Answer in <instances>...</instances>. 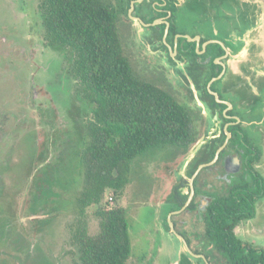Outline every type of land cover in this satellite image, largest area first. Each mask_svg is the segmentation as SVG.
<instances>
[{"label": "flooded vegetation", "instance_id": "af4514ba", "mask_svg": "<svg viewBox=\"0 0 264 264\" xmlns=\"http://www.w3.org/2000/svg\"><path fill=\"white\" fill-rule=\"evenodd\" d=\"M120 1L121 4L115 9L122 11L120 9L126 0ZM132 1L129 0L127 10L122 11L120 15L125 14L126 19L132 22L133 19L129 16L131 12L140 19L136 21L149 32V35H156L162 39L164 35L171 36L173 25L178 29L172 37V43L163 50L166 51V56H169V62L173 65L174 75L178 74L181 78L177 77L178 80H176L179 83L184 81L186 84V99L178 102L183 103L192 111L191 130L194 132L191 138L189 136L187 146L185 143L181 146L168 145L156 148L165 149L166 147V150H170L168 160L171 162H176L179 154L183 155L181 163H184V168L183 172H177L176 168L167 172V175L173 179L168 190L166 192L162 190L165 192L163 196L155 197V182H150V184L148 182L145 205L152 209L151 215L154 218L157 215L162 216L165 229L169 233H173L169 225V220L172 221L176 233L185 240L186 247L173 233L181 241L185 252L198 258L201 264H234L225 258L220 248L211 243L206 229L209 223L219 218L230 219L229 216L220 215V207L229 205L231 199H238L244 195L253 198L256 214V204L264 198V194L258 196L264 185V144L262 140L264 136V37L259 30L254 33V30L258 28L255 26L259 22L264 26V0H141V2H135L133 10L129 11ZM153 15L155 16L150 19ZM40 16L49 50L61 53L67 66L66 74L61 73L54 79L55 82L50 83L48 80L44 82L46 83L44 85H38L36 81H39V78L47 72V66L43 68L44 72L37 67L24 70L19 65L23 49L16 54L11 52L13 47L10 46L22 45L18 38V34L19 37L21 34L20 27H11L14 33H7L5 26L0 23L2 26L0 27V80L8 81V85L15 91L12 98H7V102H0L1 150L5 139L11 137L9 149L5 151L7 155L4 156L0 152V247H2L0 256L9 254L13 261L12 264H58L59 261H55L52 256L53 246L44 244L42 236H36V233L30 236L13 234L14 228L6 219L10 215L5 212V200L6 197L9 198L10 193L4 184L6 168L13 171L17 167L24 173V180L28 181L31 178L29 183L30 208L36 212L30 213L29 219H35L38 225L50 220L53 214L52 207L63 199L61 192L56 191L55 188L62 189L76 184L75 180H80L84 171L80 142L83 128L78 131L71 124V128L68 131L64 129L63 134L55 133L59 136L58 143L55 142L57 140H54L53 136L54 141L51 140L53 146L50 153L49 149L37 147L38 137L34 129L24 128L25 130H22L25 124L32 120L23 118L24 110L21 108L25 81H29L30 91L29 95H26L27 101L25 102L24 99V102L30 109H35L34 118L36 120L40 119L39 104L35 102L38 92L50 102L48 108L52 110L55 109L56 103L62 104L64 98L71 94L68 91V85L63 84L64 79L67 77V81L74 80L76 84V80L70 74L67 52L56 49L49 43L41 11ZM233 18L236 22H232ZM203 24L211 27L213 32L211 34L208 31L200 32L198 26ZM186 27L192 30L191 34L184 31L187 30ZM216 30L219 32L215 33ZM248 30H250L248 34L250 38L247 36V44L245 40L236 39V36L245 34ZM185 35L191 36V39ZM196 36L199 37L198 40L195 39ZM211 44L220 45L223 52L214 55L217 49L210 47ZM228 46L236 47L237 52L243 48L245 50L238 53L239 58H236V54L228 52ZM257 46L259 54H253L252 51ZM192 49L199 63L194 66L196 69L188 65L190 61L187 54H190ZM255 56L259 57L255 59ZM39 57L38 53L31 52L25 61ZM233 58L238 59L236 64L231 63ZM257 59L259 64L261 63V68L258 67L259 64L251 65V61ZM8 60L14 61L6 67L5 62ZM218 66H220L219 73L211 78L218 76L222 70L223 73L214 80H220L216 86L212 87L214 81L211 82L210 89L215 91L222 101H217L214 94L209 92L207 84L211 78L206 84V90L217 104L224 106L214 105L203 87L198 84L199 75L203 76ZM190 71L197 75H195L196 83L189 79ZM159 73H161L160 80H163L166 76L162 71L158 72V75ZM55 86L57 89H54ZM174 93L178 99L176 89ZM190 100L197 103L196 108L199 113L190 107ZM226 101L230 103L227 104ZM201 104H204L208 115L204 113V107ZM44 105L45 102L41 104V106ZM79 114L82 117V113ZM195 117L203 118L205 125L203 131L206 132L203 136H198V124L195 125L193 122ZM217 123L218 126L213 127V124ZM21 130L22 133H20ZM72 131L77 132L72 133ZM62 136L63 138L60 139ZM17 153L18 158L13 159ZM186 157L187 160L184 162ZM12 159L18 161L10 164ZM202 164L203 166L190 183V178ZM22 177L23 175L19 173L18 176L11 178V182L15 185L21 184ZM188 197L191 199L186 204ZM218 204L219 206L215 207ZM36 231L42 233L39 227ZM242 249L248 253L250 252L247 249L255 250V257L258 259L257 255L264 250V247L247 242L244 243ZM186 262L188 259L185 264Z\"/></svg>", "mask_w": 264, "mask_h": 264}, {"label": "trees", "instance_id": "16d2710c", "mask_svg": "<svg viewBox=\"0 0 264 264\" xmlns=\"http://www.w3.org/2000/svg\"><path fill=\"white\" fill-rule=\"evenodd\" d=\"M128 6L126 0L120 10L125 12ZM39 9L46 38L53 47L67 52L70 74L91 109L80 138L84 182L75 198L77 212L70 234L73 264H126L131 254L126 209L119 204L107 208L101 204L102 198L107 190L122 194L129 182L131 162L138 155L168 145L187 146L189 136L194 134L192 111L178 102L162 80L145 77L133 69L118 25L122 11L110 2L41 0ZM177 31L173 25L171 39ZM210 47L217 49L214 55L223 52L218 44ZM195 55L194 49L187 54L192 69L199 64ZM219 71L220 66L199 75L198 84L214 105L224 106L206 90L209 79ZM195 75L190 71L196 83ZM219 81H214L212 87ZM263 194L264 185L258 196ZM246 196L221 206L220 215L230 219L219 218L206 230L211 243L232 263L264 264V250L258 259L255 250L244 252V243L234 232L240 222L255 214V200ZM91 205L96 206L94 215L98 220V229L92 234L85 223L86 208Z\"/></svg>", "mask_w": 264, "mask_h": 264}, {"label": "rangeland", "instance_id": "374dc122", "mask_svg": "<svg viewBox=\"0 0 264 264\" xmlns=\"http://www.w3.org/2000/svg\"><path fill=\"white\" fill-rule=\"evenodd\" d=\"M40 1L41 0H0V23L5 26L7 33H14V31L10 29L11 27H20L21 34L20 37L18 34V38L22 45L17 43L19 45L16 44L17 46H10L13 47V51L11 52L16 54L23 49V56L20 58L19 65L24 70H31L37 67V69L40 68V70L44 72L43 68L47 66V72L39 78V81H36L38 85H44L46 84L44 82H48V80L50 83L55 82L54 79L59 74H66L67 66L61 53L58 54L50 51L46 44L44 27L39 10ZM106 1L110 2L114 7H118V5L121 4L120 0ZM232 22H236V20L233 18ZM260 24L261 23L259 22L255 28L258 27L259 32H261L264 37V26ZM1 25L0 27H2ZM118 25L121 31L125 53L129 57L133 69L145 77L156 78L158 80L161 76V73L158 75V72L162 71L163 75L166 76L162 80L163 85L174 92L176 89L178 92V99H176L178 101H184L186 99V84L184 81L180 83L177 81V77H180L178 74L176 76L174 75L175 71L172 68L173 65L169 62V56H166V51L163 50L164 48H168V45L172 43L171 36L169 34L164 35L162 39H159L156 35L151 36L147 30L143 29V26L138 21L133 20L132 22H129L126 19L125 14L119 16ZM187 28L188 27L185 29ZM198 29L200 32H213L211 27L204 24L198 26ZM184 31L189 34L192 33V30L189 29ZM31 52L34 54L38 53V56L40 57L25 61ZM252 53L259 54V47L257 46ZM170 57H172V55H170ZM258 57L259 56H255V59ZM11 61L14 60H8L5 62L6 67ZM236 63L237 61L233 62V64ZM254 63L259 64L258 59L251 61V65H254ZM258 67L261 68V63ZM163 68L165 70H162ZM189 79L191 80V77H189ZM252 82L254 84L256 83L255 81ZM63 84L68 85V91H70L71 94L64 98L62 104L60 102H55L56 107L52 110H49L48 108L50 107V102L38 92L35 99V102L39 104L38 110L40 119L38 118V120L34 118V116H36L34 112L35 109H30L27 103H25L27 101L26 95H29L28 92L30 91L29 81H25L23 87L24 93L22 94L23 99L21 107L24 110L23 118H29L32 120L25 124V127H23L22 130L24 131V128L34 129L37 132V134L35 132L36 137H38L36 140L37 147L40 149L41 147L46 148L47 150L49 149V153L53 146L51 140H57L55 142L58 143L59 136H56L55 133L63 134V130L65 129L68 131L69 128H71V124L76 130H82L88 114L91 111L88 103L85 102L78 92L77 82L76 84L74 83V80L69 82L66 77ZM54 89H57V86H55ZM14 93L15 91L8 85V81L0 80V102H7V98H12ZM72 94L78 96H73ZM44 102L45 105L41 106ZM196 106L197 103L190 100V107L195 112H198ZM79 113H82V117ZM203 117L205 116L203 115ZM193 122L195 125L198 124V136L205 135L206 132L203 131L205 128L203 118L199 119L198 117H195ZM217 126L218 123L213 124V127ZM22 130L20 133H22ZM73 132L77 131H72V133ZM62 138L63 136L60 139ZM202 139H204V137ZM262 140L264 144V136ZM10 143L11 137L5 139L2 143V150L0 149V152L3 153L4 156L7 155L5 151L9 149ZM166 149V147L165 149L153 148L135 157L131 162L129 182L124 187L122 194L118 196L115 195L112 190H107L102 198L101 204L107 208L119 204L126 209L131 241V254L126 264H185L187 259L188 262H186V264H192V261L193 264H201L198 258L185 252L181 241L173 233H169V231L165 229L162 216L159 217L157 215L154 218V216L151 215L152 209L145 205L147 187L150 182H155V197L158 195L163 196V193L168 190L173 179L167 175V172L172 171L171 169L174 168H176L177 172H183L184 163H181L183 155L179 154L177 161L171 162L168 160L170 157V150ZM188 152L191 153L190 151ZM187 157L184 159V162H186ZM17 158L18 153L13 159ZM16 161L18 160H13L10 164L15 163ZM6 170L7 174L4 184L5 188L8 189L10 193L9 198L6 197L5 200L6 210L3 209L10 215V217H6V219L11 222L14 228V232L12 231L13 234L18 233L23 236H30L35 235L36 233V236L43 237L44 244L53 246L54 252L52 256L55 258V261H59L61 264H73L75 256L71 253L73 247L70 242V234L77 212L75 198L81 190L84 182L83 178L81 177L80 180H77L76 184L68 187L62 189H60V187L55 188L56 191L61 192L63 199L56 202L52 207L53 214L50 220L45 224L38 225V223L35 222V219H29V214L36 212L30 208L29 183L31 178H29L28 181H26V179L24 180V173L19 171L20 169L17 167H15L13 171L8 170L7 168ZM19 173L23 175L21 184L17 183L15 185L11 182V178L18 176ZM110 196H112L111 201L108 199ZM95 209L96 206L91 205L86 208L85 214L87 231L91 234L95 233L98 229V220L94 215ZM38 227L42 233L36 231ZM234 231L244 243L250 242L255 246L264 247V198L256 204L255 217L240 222ZM157 247L159 248L157 249ZM5 259L7 260L5 261ZM12 263L13 261L10 259L9 254H2L0 256V264Z\"/></svg>", "mask_w": 264, "mask_h": 264}, {"label": "water", "instance_id": "95a60500", "mask_svg": "<svg viewBox=\"0 0 264 264\" xmlns=\"http://www.w3.org/2000/svg\"><path fill=\"white\" fill-rule=\"evenodd\" d=\"M139 1H141V0H133L132 3H131V7H130V10H129V11H132L133 8H134V3H135V2H139ZM129 16H130L133 20H138V19H139L138 17H135L134 15H132L131 12L129 13ZM139 20H140V19H139ZM141 23H143V22H141ZM185 36L188 37L189 39H191V36H189V35H185ZM195 39L198 40L199 37L196 36ZM206 43H207V42H206ZM206 43H205V44H206ZM205 44H204L203 46H205ZM222 73H223V70L221 71V73H220L218 76L211 78V80H210V81L208 82V84H207V86H208V88H209V92H211L212 94H214V96H215V98H216L217 101H222V100L218 97V95H217V93H216L215 91H212V90L210 89V84H211L212 81H214L215 79H217L218 77H220V76L222 75ZM226 103L229 104L230 102L226 101ZM201 105L204 107V113L208 115V112L206 111L204 104H201ZM226 132H227V134L229 135V132H228V131H226ZM217 152H218V151H217ZM202 166H203V164L200 165L199 168L194 172V174H193L192 177L190 178V183H192V180H193L194 176L196 175L197 171H198ZM190 199H191V198L188 197V199H187V201H186V204L190 201ZM169 225H170V227H171V231H172L177 237H179V239H181V241L184 243V245H185V247H186V243H185L184 238H183L180 234L176 233V231L174 230V227H173V223H172V221H170V220H169Z\"/></svg>", "mask_w": 264, "mask_h": 264}, {"label": "crops", "instance_id": "0c3cea01", "mask_svg": "<svg viewBox=\"0 0 264 264\" xmlns=\"http://www.w3.org/2000/svg\"><path fill=\"white\" fill-rule=\"evenodd\" d=\"M247 1V0H246ZM251 1H254V0H251ZM251 29H254V28H251ZM257 30H259V28H257V29H255L254 30V33H256V31ZM217 31L218 30H216V31H214L215 33H217ZM219 32V31H218ZM250 33V30H248L245 34L243 33L242 35H238V36H236V39L238 40V41H240V40H245L246 41V44H247V36H248V38H250V36L248 35ZM211 34V33H210ZM227 45H228V43H227ZM244 50H245V48H243L241 51L242 52H244ZM237 52V50H236V47H234V46H228V52H231V53H233V54H236L235 55V57L236 58H239V56L237 55L238 53H242V52ZM238 59H235V58H233L232 60H231V63H233L234 61H237Z\"/></svg>", "mask_w": 264, "mask_h": 264}, {"label": "built area", "instance_id": "2783aa9c", "mask_svg": "<svg viewBox=\"0 0 264 264\" xmlns=\"http://www.w3.org/2000/svg\"><path fill=\"white\" fill-rule=\"evenodd\" d=\"M108 199L111 201L112 200V196L108 197Z\"/></svg>", "mask_w": 264, "mask_h": 264}]
</instances>
